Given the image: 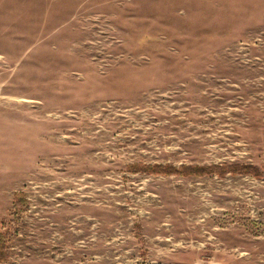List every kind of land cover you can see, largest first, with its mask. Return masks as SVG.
<instances>
[{"label":"rangeland","instance_id":"1","mask_svg":"<svg viewBox=\"0 0 264 264\" xmlns=\"http://www.w3.org/2000/svg\"><path fill=\"white\" fill-rule=\"evenodd\" d=\"M0 235V264H264V0H0Z\"/></svg>","mask_w":264,"mask_h":264},{"label":"trees","instance_id":"2","mask_svg":"<svg viewBox=\"0 0 264 264\" xmlns=\"http://www.w3.org/2000/svg\"><path fill=\"white\" fill-rule=\"evenodd\" d=\"M136 170L147 172L150 174H164V175H202V174H212L217 173L219 175H224L227 173L237 174V173H250L255 177H261V172L249 165H227L224 164L221 167H202V166H180L174 167L172 165H135ZM133 168V166H132ZM1 238V235H0ZM1 251V250H0Z\"/></svg>","mask_w":264,"mask_h":264}]
</instances>
